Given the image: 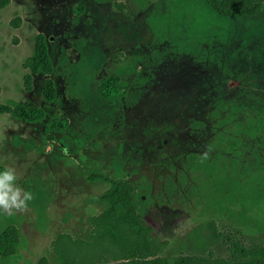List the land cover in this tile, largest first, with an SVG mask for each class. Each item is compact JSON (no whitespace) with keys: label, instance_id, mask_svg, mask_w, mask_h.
<instances>
[{"label":"rangeland","instance_id":"rangeland-1","mask_svg":"<svg viewBox=\"0 0 264 264\" xmlns=\"http://www.w3.org/2000/svg\"><path fill=\"white\" fill-rule=\"evenodd\" d=\"M203 1L0 0V166L34 194L0 211V238L19 236L0 264H57L58 233L88 237L109 185L96 173L131 183L161 256L264 236V0L193 35ZM37 38L50 64L32 72Z\"/></svg>","mask_w":264,"mask_h":264},{"label":"trees","instance_id":"trees-1","mask_svg":"<svg viewBox=\"0 0 264 264\" xmlns=\"http://www.w3.org/2000/svg\"><path fill=\"white\" fill-rule=\"evenodd\" d=\"M255 0H204L200 4H189L191 11V34H208L217 27L219 16L228 17L239 13L258 11L260 2ZM118 10L124 6V0H111ZM217 16H216V14ZM218 20V21H217ZM50 64L47 52L41 50L38 38L29 63L31 71L44 69L41 59ZM15 116L26 118L15 113ZM261 123H264L262 115ZM92 181L106 180L109 185L101 192L99 198L105 207L90 218L88 237H74L68 233H58L51 242V249L57 264H102L108 261H121L123 264H264V236L251 237L241 247H234L227 254L207 256L194 253H182L168 258L159 255L165 241L156 237L154 227L149 223L134 202V187L123 178L110 179L102 174H91ZM207 234L202 243L211 244L217 237L214 222H205ZM19 241L17 231L3 234L0 238V256L7 257L16 251ZM45 262L40 259L38 264Z\"/></svg>","mask_w":264,"mask_h":264},{"label":"clouds","instance_id":"clouds-1","mask_svg":"<svg viewBox=\"0 0 264 264\" xmlns=\"http://www.w3.org/2000/svg\"><path fill=\"white\" fill-rule=\"evenodd\" d=\"M18 181L15 168L0 166V211L26 209L34 199L33 192L24 188Z\"/></svg>","mask_w":264,"mask_h":264},{"label":"flooded vegetation","instance_id":"flooded-vegetation-1","mask_svg":"<svg viewBox=\"0 0 264 264\" xmlns=\"http://www.w3.org/2000/svg\"><path fill=\"white\" fill-rule=\"evenodd\" d=\"M222 103V102H221ZM220 108V104H219V102H216L215 103V108H214V112L216 113L217 112V110ZM11 114L14 116V112L13 111H11ZM261 124H263L264 125V123H259L258 125H261Z\"/></svg>","mask_w":264,"mask_h":264}]
</instances>
